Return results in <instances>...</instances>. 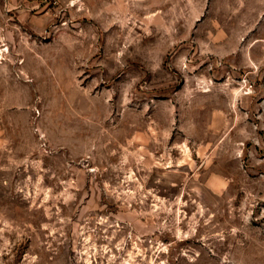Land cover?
<instances>
[{
    "label": "rangeland",
    "instance_id": "1",
    "mask_svg": "<svg viewBox=\"0 0 264 264\" xmlns=\"http://www.w3.org/2000/svg\"><path fill=\"white\" fill-rule=\"evenodd\" d=\"M0 264H264V0H0Z\"/></svg>",
    "mask_w": 264,
    "mask_h": 264
},
{
    "label": "crops",
    "instance_id": "2",
    "mask_svg": "<svg viewBox=\"0 0 264 264\" xmlns=\"http://www.w3.org/2000/svg\"><path fill=\"white\" fill-rule=\"evenodd\" d=\"M19 96V94H17ZM19 99V98H18Z\"/></svg>",
    "mask_w": 264,
    "mask_h": 264
}]
</instances>
